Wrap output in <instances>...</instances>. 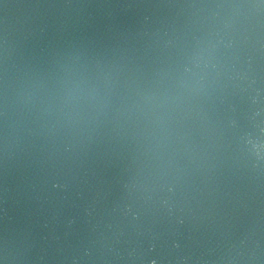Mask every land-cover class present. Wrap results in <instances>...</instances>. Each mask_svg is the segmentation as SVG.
<instances>
[{
	"label": "water",
	"instance_id": "water-1",
	"mask_svg": "<svg viewBox=\"0 0 264 264\" xmlns=\"http://www.w3.org/2000/svg\"><path fill=\"white\" fill-rule=\"evenodd\" d=\"M0 264H264V0H0Z\"/></svg>",
	"mask_w": 264,
	"mask_h": 264
}]
</instances>
